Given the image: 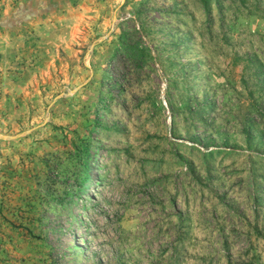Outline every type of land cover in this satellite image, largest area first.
<instances>
[{"label": "rangeland", "instance_id": "1", "mask_svg": "<svg viewBox=\"0 0 264 264\" xmlns=\"http://www.w3.org/2000/svg\"><path fill=\"white\" fill-rule=\"evenodd\" d=\"M33 1L2 30L0 264H264V0Z\"/></svg>", "mask_w": 264, "mask_h": 264}, {"label": "crops", "instance_id": "2", "mask_svg": "<svg viewBox=\"0 0 264 264\" xmlns=\"http://www.w3.org/2000/svg\"><path fill=\"white\" fill-rule=\"evenodd\" d=\"M35 1L39 7V0ZM33 4V0H20L17 6L13 7L10 0H0V60L12 57L10 55L12 50L7 47V40L2 34L4 26L12 28L14 24H16V26L27 27L28 24H31L33 17L32 12L34 10ZM36 15L38 16L39 14ZM40 15H42V13ZM21 52L22 51H20L17 56H19Z\"/></svg>", "mask_w": 264, "mask_h": 264}]
</instances>
